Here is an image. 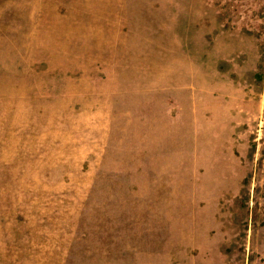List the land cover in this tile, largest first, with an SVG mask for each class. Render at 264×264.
Segmentation results:
<instances>
[{"label":"rangeland","instance_id":"rangeland-1","mask_svg":"<svg viewBox=\"0 0 264 264\" xmlns=\"http://www.w3.org/2000/svg\"><path fill=\"white\" fill-rule=\"evenodd\" d=\"M0 264H264V0H0Z\"/></svg>","mask_w":264,"mask_h":264}]
</instances>
